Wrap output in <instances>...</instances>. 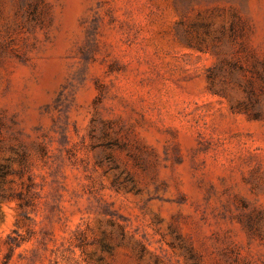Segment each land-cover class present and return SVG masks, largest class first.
<instances>
[{
	"label": "rangeland",
	"instance_id": "374dc122",
	"mask_svg": "<svg viewBox=\"0 0 264 264\" xmlns=\"http://www.w3.org/2000/svg\"><path fill=\"white\" fill-rule=\"evenodd\" d=\"M0 264H264V0H0Z\"/></svg>",
	"mask_w": 264,
	"mask_h": 264
}]
</instances>
